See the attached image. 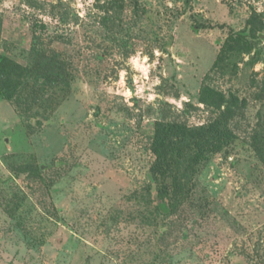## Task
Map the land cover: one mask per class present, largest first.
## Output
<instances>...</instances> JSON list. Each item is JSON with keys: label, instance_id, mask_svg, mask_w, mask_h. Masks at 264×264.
I'll return each instance as SVG.
<instances>
[{"label": "rangeland", "instance_id": "374dc122", "mask_svg": "<svg viewBox=\"0 0 264 264\" xmlns=\"http://www.w3.org/2000/svg\"><path fill=\"white\" fill-rule=\"evenodd\" d=\"M35 1L0 0V54L27 64L38 38L68 60L70 87L29 119L0 97V264H264L263 72L250 55L210 80L246 100L196 174L219 211L170 233L144 195L156 121L208 120L203 79L264 0Z\"/></svg>", "mask_w": 264, "mask_h": 264}, {"label": "trees", "instance_id": "16d2710c", "mask_svg": "<svg viewBox=\"0 0 264 264\" xmlns=\"http://www.w3.org/2000/svg\"><path fill=\"white\" fill-rule=\"evenodd\" d=\"M26 2L36 3L35 0ZM109 5L121 6L117 0H111ZM241 55H250L254 62L262 63L264 90V9L253 10L245 26L224 39L205 75L199 102L207 109L208 120L189 125L165 115L156 121L154 132L149 136L147 149L152 159L144 195L148 203H153V211L162 218L168 232L183 221L193 226L200 216L219 211L217 204H211L196 174L200 164L233 138L231 122L243 114L245 99L210 82L213 74L223 71L228 62ZM54 87L65 91L70 87L69 64L61 51H46L40 40L34 38L27 64L0 54V97L8 100L26 119L33 116L34 104L42 101ZM21 172L24 170L19 167L13 169L16 176Z\"/></svg>", "mask_w": 264, "mask_h": 264}]
</instances>
